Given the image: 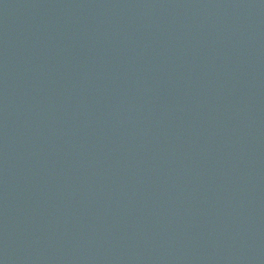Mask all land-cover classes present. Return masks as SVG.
Returning <instances> with one entry per match:
<instances>
[{"label": "water", "instance_id": "obj_1", "mask_svg": "<svg viewBox=\"0 0 264 264\" xmlns=\"http://www.w3.org/2000/svg\"><path fill=\"white\" fill-rule=\"evenodd\" d=\"M0 264H264V0H0Z\"/></svg>", "mask_w": 264, "mask_h": 264}]
</instances>
